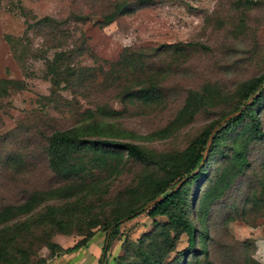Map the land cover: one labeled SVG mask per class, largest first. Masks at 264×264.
<instances>
[{
  "label": "rangeland",
  "instance_id": "374dc122",
  "mask_svg": "<svg viewBox=\"0 0 264 264\" xmlns=\"http://www.w3.org/2000/svg\"><path fill=\"white\" fill-rule=\"evenodd\" d=\"M108 1L112 0H0V209L11 206L9 223H30L47 205L64 203L61 198L47 200L38 195L64 184L48 168L43 146L51 131L69 127L86 109L106 110L102 131L112 139L154 153L179 154L228 110L241 81L264 72V0H157L101 25ZM44 17L55 22L35 24ZM176 43L199 46L183 56L168 52L154 58V70L162 73L160 86L152 87L157 95L151 102L128 98L127 93L140 88L130 87L129 77L118 87L101 86L103 72L124 48ZM69 70L81 75V84L79 76L76 82L63 80ZM208 82L229 98L215 100L213 107L199 111L186 123L169 126L163 135L152 134L168 125L188 90H203ZM253 113L264 132V101ZM225 116L216 120L210 132L224 124ZM249 125L245 118L238 130ZM248 137L249 131L229 139L231 147L223 148L225 156L215 154L202 180L191 186L192 193L198 192L190 208L197 231L193 245L197 260L182 233L161 264H202L203 249L213 264H253L252 260L264 264V207L257 202L264 200V141L245 144ZM235 146L245 147L248 167L209 210L202 209L206 212L199 218L198 202L219 172L230 166ZM93 157L74 158L85 166V175L99 190V195L88 192L79 198V204L88 207L83 215H62L61 227L45 222L15 233L13 245L30 262L96 264L107 222L116 215L115 207L131 199L145 168L127 157L100 162L103 165ZM30 195L33 208L22 212ZM165 221L164 216L149 217L145 211L121 218L118 239L111 241L105 264H138L135 247L154 232L155 223ZM87 231L92 236L76 251L49 257L43 246L47 240L70 247Z\"/></svg>",
  "mask_w": 264,
  "mask_h": 264
},
{
  "label": "trees",
  "instance_id": "16d2710c",
  "mask_svg": "<svg viewBox=\"0 0 264 264\" xmlns=\"http://www.w3.org/2000/svg\"><path fill=\"white\" fill-rule=\"evenodd\" d=\"M157 0H112L108 1V9L101 13V25L107 24L118 16L128 15L136 10L157 3ZM37 22V21H36ZM55 22L49 17L40 19L37 23ZM199 46L196 43L172 44L166 46L149 47L142 49L124 48L117 59L110 64L108 71L103 72V80L100 83L102 87H118L122 81L130 78V87H140L127 93L131 100H146L151 102L156 97L157 91L152 87L160 86L161 71L154 70V58L174 52L177 56H183L185 51L190 48ZM201 47V46H200ZM160 70L163 71L162 68ZM163 75V74H162ZM69 76H74L69 78ZM78 76L81 84V75L74 74V70H69L64 79L77 81ZM135 80V82H132ZM64 81V82H65ZM55 84V82H54ZM151 87V88H148ZM203 90H188L182 105L177 110L171 121L159 131L152 134H164L169 126L179 123L188 122L192 116L199 111L208 107H213L221 98H229L222 93L216 84L205 83ZM54 93L50 91V95ZM233 96L235 101L229 103V108L225 113L219 115L218 119L228 115L238 109L240 113L232 116L219 126L211 134L210 142L204 159L201 161L210 129L216 123L211 121L202 131L194 137L185 149L179 154L175 153H154L132 142H120L104 135L102 126L104 122L101 117L104 116L106 110L97 107L98 111L86 109L81 113L80 120L69 125V127L53 130L45 139L43 153L48 168L59 175L64 184L42 191L38 194L43 199L61 198L64 203L60 206L47 205L42 213L36 214L33 221L28 223L26 220L19 224L10 222L8 214L11 206L0 209V264H41L44 259H38L30 262L29 259L21 253V250L13 245V238L18 231L37 226L45 222L55 223L60 227L65 223L62 215L75 216L83 215V211L88 207L79 204L81 198L86 193L99 195L98 188L92 184V179L88 178L85 173L87 170L82 164L74 162L77 156L93 155L98 164L103 165L108 159L117 162L123 157L132 159L140 163L145 168L143 175L139 177L137 189L129 201L124 202L115 207V213L110 221L107 222V230L105 232V240L100 248L96 264L106 263V253L112 240L118 239V225L121 218H133L137 214L145 211L149 217L164 216L166 221L155 223L154 232L146 234V241L140 242L135 247L138 264H161L166 253L172 248L174 241L180 234L187 236L189 250L193 252L192 258L196 261L194 239L196 236V228L190 218V208L193 207L197 200V194L192 193L191 186L197 185L206 174V167L215 154L225 156L223 148L231 147L228 140L239 137L242 132L249 131V137L245 144L249 142L264 141V132L261 130L259 122L254 116V110L264 101V72L251 76L241 81L234 89ZM250 101L245 104V101ZM242 106V107H241ZM241 107V108H240ZM109 113H112L109 112ZM248 118L250 125L239 129L242 121ZM249 128V129H248ZM236 130H238L236 132ZM234 150L230 156V166L226 167L215 177L205 192L203 199L197 205L199 218L205 215L202 209L210 208V204L216 200L222 192L233 182L234 178L243 173L248 167L246 159L245 147H232ZM223 150V151H222ZM114 162V163H115ZM196 170L194 173H192ZM192 173V174H191ZM264 177V174H263ZM212 177H210V181ZM180 182V183H179ZM179 185L175 188L176 184ZM95 190V191H94ZM156 197H160L157 201L143 209L147 202L152 201ZM33 195L23 202L22 212L33 208ZM194 201V202H193ZM257 202L264 207V200L258 199ZM207 210V211H208ZM201 211V213H200ZM58 216V217H57ZM10 224V225H9ZM172 233V234H171ZM92 236L91 231H87L72 246L62 248L54 243L45 240L43 246L48 250L49 257L59 255L61 253L73 252L84 247L87 240ZM149 243H153L152 245ZM159 243V244H157ZM204 257L202 264H213L207 259L206 249L202 250ZM197 256V255H196ZM252 260V259H251ZM185 262V261H184ZM255 264V261H251ZM126 264V263H124ZM127 264H134L131 261ZM192 264V263H186Z\"/></svg>",
  "mask_w": 264,
  "mask_h": 264
},
{
  "label": "water",
  "instance_id": "95a60500",
  "mask_svg": "<svg viewBox=\"0 0 264 264\" xmlns=\"http://www.w3.org/2000/svg\"><path fill=\"white\" fill-rule=\"evenodd\" d=\"M249 101H250V99L246 100L245 104H247ZM241 109H243V107H242ZM241 109H238V110H236V111H234V112L228 114L227 116H225V117L222 119V121L224 122V121L230 119L232 116L239 114ZM222 121H221V122H222ZM215 127H216V126H215ZM215 127H214V128H215ZM211 134H212V132H210V134H209V136H208V140H207V143H206V146H205V149H204V152H203V155H202L201 161L204 159V156H205V153H206V150H207V146H208V144H209V142H210ZM195 171H196V170H194L192 173H194ZM192 173H191V174H192ZM179 183H180V182H179ZM179 183L176 184L175 188L179 185ZM159 198H160V197H156L155 199H153L152 201H150L148 205H145V206H146V207L150 206V205L153 204L155 201H157ZM145 206H144V207H145Z\"/></svg>",
  "mask_w": 264,
  "mask_h": 264
}]
</instances>
